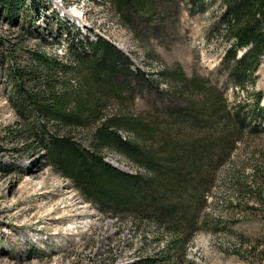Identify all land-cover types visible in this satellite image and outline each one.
I'll return each mask as SVG.
<instances>
[{
  "label": "rangeland",
  "instance_id": "374dc122",
  "mask_svg": "<svg viewBox=\"0 0 264 264\" xmlns=\"http://www.w3.org/2000/svg\"><path fill=\"white\" fill-rule=\"evenodd\" d=\"M4 1L0 0V264H93L109 249L115 264L125 262L139 243L132 222L99 211L30 138L29 121L37 138L42 125L49 134L59 133L54 123L38 118L32 109L18 107L17 90L31 88L32 83L20 84L15 72L34 65V53L74 66L71 43L99 37L124 54L133 72L140 69L163 80L180 71L189 79L196 76L209 84L208 79L223 88L230 104L235 100L251 104L248 96L235 98L239 90L226 77L228 63L222 60L229 44L214 31L223 11L221 0H147L152 19L130 12V26L108 0H12V14L4 10ZM82 43L86 47V41ZM121 79L128 87L123 101L112 103L113 113L139 115L144 123L149 119L155 123L153 116L161 119L167 107L181 105L164 82L155 87L157 80L145 85L132 77ZM185 88L183 95L196 97L192 86ZM254 88L264 96V62ZM252 124L260 125L258 120ZM120 133L132 136L125 130ZM46 136L42 139L48 142ZM243 136L229 159L214 171L204 193L197 213L199 227L187 246V264H264V188L254 177L256 167H264V133ZM74 137L85 145L91 140L85 128L75 131ZM145 143L157 148L151 141ZM102 151L119 169H142L116 149ZM153 231L149 228L146 236L151 238Z\"/></svg>",
  "mask_w": 264,
  "mask_h": 264
},
{
  "label": "trees",
  "instance_id": "16d2710c",
  "mask_svg": "<svg viewBox=\"0 0 264 264\" xmlns=\"http://www.w3.org/2000/svg\"><path fill=\"white\" fill-rule=\"evenodd\" d=\"M108 2L129 26L130 12L152 19L147 0ZM4 3L6 13L12 14L14 2ZM221 8L214 31L229 44L222 60L228 63L226 77L239 90L235 98L248 96L251 104L239 100L230 104L223 88L208 79L209 84L196 76L189 79L180 71L172 79L164 76L166 80L154 79L140 69L133 72L124 54L99 37L71 43L69 56L74 66L34 53L36 63L15 72L20 84L32 83L31 88L26 85L27 89L17 90L18 107L32 109L38 118L54 123L59 133L49 134L42 125L38 132L47 135L46 142L42 135L37 138L33 121H29L30 138L38 141L54 168L69 177L99 211L132 222L139 243L130 250L131 258L120 264H187V246L198 230V209L214 171L229 159L243 135L264 133L262 93L254 88L256 71L264 60V0H221ZM121 77L145 85L157 80L155 87L164 82L166 91L181 105L167 107L161 119L153 116L155 123L151 119L144 123L139 115L113 113L112 103L120 104L128 87ZM189 85L196 97L183 95ZM253 120L260 125L252 124ZM157 123L162 127L158 129ZM217 126L219 131H215ZM82 128L90 132L88 145L74 137ZM189 129L194 133L184 134ZM121 130L131 138L121 135ZM150 141L157 144L156 149L146 145ZM104 147L116 149L141 171L128 172L112 165L103 156ZM254 177L264 188V167H256ZM261 203L264 206V196ZM149 228L154 229L151 238L146 236ZM116 261L109 249L93 264Z\"/></svg>",
  "mask_w": 264,
  "mask_h": 264
},
{
  "label": "bare ground",
  "instance_id": "6f19581e",
  "mask_svg": "<svg viewBox=\"0 0 264 264\" xmlns=\"http://www.w3.org/2000/svg\"><path fill=\"white\" fill-rule=\"evenodd\" d=\"M262 75H263V73H262ZM262 75H261V76H262Z\"/></svg>",
  "mask_w": 264,
  "mask_h": 264
}]
</instances>
